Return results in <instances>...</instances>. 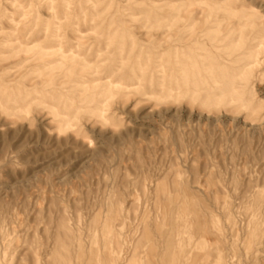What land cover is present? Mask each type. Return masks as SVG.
<instances>
[{
    "label": "rangeland",
    "instance_id": "obj_1",
    "mask_svg": "<svg viewBox=\"0 0 264 264\" xmlns=\"http://www.w3.org/2000/svg\"><path fill=\"white\" fill-rule=\"evenodd\" d=\"M0 264H264V0H0Z\"/></svg>",
    "mask_w": 264,
    "mask_h": 264
}]
</instances>
